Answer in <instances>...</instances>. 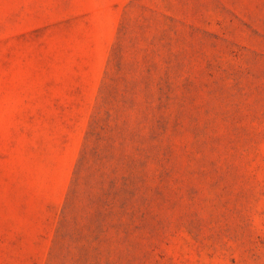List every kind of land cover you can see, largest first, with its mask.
Returning <instances> with one entry per match:
<instances>
[{
  "label": "rangeland",
  "instance_id": "1",
  "mask_svg": "<svg viewBox=\"0 0 264 264\" xmlns=\"http://www.w3.org/2000/svg\"><path fill=\"white\" fill-rule=\"evenodd\" d=\"M0 264H264V0H0Z\"/></svg>",
  "mask_w": 264,
  "mask_h": 264
}]
</instances>
